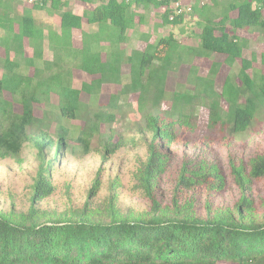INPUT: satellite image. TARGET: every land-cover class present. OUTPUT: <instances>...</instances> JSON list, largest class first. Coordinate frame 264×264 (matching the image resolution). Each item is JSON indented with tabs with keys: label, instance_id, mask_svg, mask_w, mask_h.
<instances>
[{
	"label": "trees",
	"instance_id": "16d2710c",
	"mask_svg": "<svg viewBox=\"0 0 264 264\" xmlns=\"http://www.w3.org/2000/svg\"><path fill=\"white\" fill-rule=\"evenodd\" d=\"M76 1L97 6L81 17L62 0L27 6L22 12L21 1L0 0L4 31L0 49L5 55L0 56V160L18 159L30 143L38 161L28 212L17 217L0 212V264H264V213H257L250 194L253 182L264 179V155L251 161L248 175L232 166L242 195L234 209L210 210L202 218L191 206L162 207L156 196L170 150L187 134L196 133L202 108L208 110L210 132L226 129L237 135L257 118L264 119V75L251 77L254 58H243L248 42L236 35L248 29L264 36V0H210L204 5L198 0L192 12L201 29L197 48L185 51L170 34L155 43L146 38L144 50L130 53L122 45L129 32L145 22L136 7L161 9L170 1ZM48 2L59 13L61 24L59 32L50 29L46 34L32 12ZM171 15L174 11L167 9L164 25L182 23V16L171 21ZM84 20L96 30L83 32L80 46H75L73 32L83 28ZM46 41L51 59L45 57ZM214 55L225 56L224 64L231 69L242 61L238 74L227 76L221 92L216 80L223 64L213 62L206 75L194 64L195 59ZM189 63V86L169 95V74ZM261 63L264 66V53ZM74 70L91 78L81 89L74 86ZM107 86L115 90L107 104H99ZM82 93L90 103L82 101ZM132 96L137 97L138 119L131 122L124 107L132 108ZM36 106L44 108L41 118L35 115ZM68 121L80 123L76 131L66 126ZM124 123L127 128L122 132L119 126ZM97 140L106 153L117 143L147 149L135 180L150 200V211L120 213L112 196L109 206L96 214L83 211L65 218L42 214L35 202L53 195L51 173L64 152L78 145L87 155ZM225 185L222 171L204 161L183 166L176 190L222 191Z\"/></svg>",
	"mask_w": 264,
	"mask_h": 264
},
{
	"label": "rangeland",
	"instance_id": "374dc122",
	"mask_svg": "<svg viewBox=\"0 0 264 264\" xmlns=\"http://www.w3.org/2000/svg\"><path fill=\"white\" fill-rule=\"evenodd\" d=\"M161 9H144L142 6L136 7L138 14L144 16V24L139 23L136 28L129 32L128 42L122 45L127 53L133 49L144 50L146 48V38L149 43H155L162 37L173 34L185 47L197 48L199 46V34L201 29L197 24L198 18L192 15L193 8L198 0H177L184 8L181 15L182 23L176 26L164 25L162 16L167 9L174 11L173 2ZM175 1V2H177ZM68 3V8L77 16L83 17L84 12L94 9L97 5H90L76 0H62ZM210 4V0H200ZM42 5V4H38ZM27 7L22 4L20 12ZM29 8V7H27ZM32 8V7H30ZM33 17L37 25L46 30L60 31L61 19L59 13L54 10L48 2L41 10H34ZM140 16L138 21H140ZM232 16H236L234 13ZM170 20V19H169ZM16 30L17 27H16ZM94 25H88L84 20L81 30H74V44L80 46L83 32H93ZM227 30L232 31L228 25ZM4 31L0 29V35ZM236 35L247 40L248 48L243 53V58L252 61V68L249 74L254 79L264 75V66L261 63V55L264 53V36L252 30H239ZM28 47V42L25 40ZM45 57L51 59L48 41L45 42ZM28 53L32 51L28 48ZM0 56L4 57L3 49H0ZM225 56L214 55L211 59H195L194 64H198L202 75H206L213 62L222 63L221 71L217 77L216 89L221 92L222 86L228 75L238 74L242 61H236L233 69L224 64ZM190 63L183 65L177 72H172L168 76L167 91L171 95L182 86L188 85ZM123 74H129V67L125 66ZM91 78L84 73L74 70V86L81 89L84 81ZM254 79V80H255ZM115 88L107 86L104 88L99 98V104H107L111 93ZM9 98V97H8ZM82 101L85 104L91 102L90 97L82 93ZM137 97L130 98L132 108L125 106V114L129 121L138 119L136 111ZM18 112L21 111L16 106ZM44 108L36 106L35 115L41 118ZM208 110L202 108L200 111L198 129L195 134H187L186 138L175 145L170 150V163L166 173L161 178L156 191L157 200L162 207L173 208L174 203L180 207L191 206L198 217H206L207 213L222 209H234L241 199V190L235 182L232 173V166L242 168L245 175L250 172L251 161L264 155V119L257 118L253 125L246 131L231 135L226 129H217L212 132L208 130ZM71 130L76 131L79 126L77 121L65 123ZM82 125V123H81ZM127 123L119 126L120 131L125 132ZM115 138V142H117ZM75 145V143H73ZM77 145V144H76ZM106 153L103 143L98 140L93 142L92 150L89 154L83 155L80 146L66 150L63 159L55 165L51 173L54 193L43 202H35V207L48 217H75L83 211L90 213L102 212L109 206L112 196H116L115 205L123 214H142L151 209L149 198L137 186L135 174L147 159V149L143 145H133L130 143L120 144ZM120 145V146H119ZM106 154V157H104ZM217 166L226 180L225 188L222 191L207 190L200 188L194 191L176 190L181 170L185 164L192 167L201 162ZM38 161L36 150L28 143L25 145L18 159L7 158L0 160V212L12 216L26 214L32 206L33 185L37 175ZM251 187V196L254 201L257 213H264V179L254 181ZM103 215V214H102Z\"/></svg>",
	"mask_w": 264,
	"mask_h": 264
},
{
	"label": "built area",
	"instance_id": "2783aa9c",
	"mask_svg": "<svg viewBox=\"0 0 264 264\" xmlns=\"http://www.w3.org/2000/svg\"><path fill=\"white\" fill-rule=\"evenodd\" d=\"M21 1L24 5L28 6V7H33L35 5L38 4H43L44 2L48 1V0H19ZM126 2H134L135 0H125ZM161 1V0H159ZM206 4L205 2H203V5ZM173 9H174V15L170 16V20L173 21L175 16H181L184 14V8L182 7V5L180 4V2H174L173 3Z\"/></svg>",
	"mask_w": 264,
	"mask_h": 264
},
{
	"label": "crops",
	"instance_id": "0c3cea01",
	"mask_svg": "<svg viewBox=\"0 0 264 264\" xmlns=\"http://www.w3.org/2000/svg\"><path fill=\"white\" fill-rule=\"evenodd\" d=\"M174 2H175V1H174ZM174 2H173V3H174ZM177 2H178V1H177ZM180 4H181V3H180ZM172 5H173V4H172ZM201 5H203V2L201 3Z\"/></svg>",
	"mask_w": 264,
	"mask_h": 264
}]
</instances>
